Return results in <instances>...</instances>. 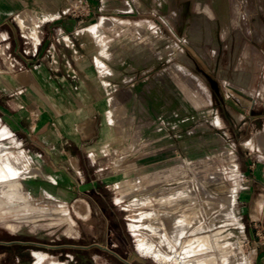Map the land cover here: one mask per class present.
Here are the masks:
<instances>
[{"label": "rangeland", "instance_id": "rangeland-1", "mask_svg": "<svg viewBox=\"0 0 264 264\" xmlns=\"http://www.w3.org/2000/svg\"><path fill=\"white\" fill-rule=\"evenodd\" d=\"M262 32L264 0H0V74L35 73L39 96L30 156L0 140L36 210L0 212V264H188L182 243L221 229L248 264L264 240ZM180 211L206 231L173 236Z\"/></svg>", "mask_w": 264, "mask_h": 264}, {"label": "bare ground", "instance_id": "bare-ground-1", "mask_svg": "<svg viewBox=\"0 0 264 264\" xmlns=\"http://www.w3.org/2000/svg\"><path fill=\"white\" fill-rule=\"evenodd\" d=\"M233 90H234V95L238 97L242 102H246L249 104L252 103V99L254 97L252 93L244 89L243 90L233 89ZM6 170H9L12 173V175H14L15 177L19 175V170L16 165V157L14 156V154L8 153L6 151H1L0 153V212L3 215H9V214L21 212V213L26 214V216L17 217V220L27 221L30 218L29 212H34L36 210H34V207L29 203L28 199L21 196L20 188H23V186H20L19 184L18 178L20 177L11 179L8 176H5ZM49 178L52 179V177H49ZM208 207L210 208V206ZM192 214L193 215H185L184 212L180 211L179 213L173 216V220H174L173 230H172V233L174 234L173 236H179V235L183 236L184 234L187 235L188 232L192 233V229L194 231L197 230L198 232L203 231V230L206 231V225H204L205 221L202 218V216L199 213H196V214L192 213ZM31 218H34V217H31ZM64 218L69 219V217L66 214L64 215ZM235 221L240 229L239 231H242L243 227L241 226L239 221L238 220H235ZM15 227L16 226L14 224L9 225V228L11 230H14ZM154 231H157V230H154ZM236 237L237 236H235L234 231L229 232L227 230L221 229L216 233L214 232L213 234H204L201 236L194 235L193 238H190L188 240L186 239L182 243L183 244L182 246L184 248V255L186 256V260H189L187 263L188 264H237V262L235 261V250H234ZM176 240L177 239H175V242ZM148 243H146L147 246H152V244H148ZM171 245H173V243ZM170 252L168 251V253ZM174 252H175V249H174ZM163 256L166 259L167 258L171 259V255L169 254H166V255L163 254Z\"/></svg>", "mask_w": 264, "mask_h": 264}, {"label": "crops", "instance_id": "crops-1", "mask_svg": "<svg viewBox=\"0 0 264 264\" xmlns=\"http://www.w3.org/2000/svg\"><path fill=\"white\" fill-rule=\"evenodd\" d=\"M21 20L23 19L21 18ZM261 27L263 28V26ZM64 28L62 22L57 23L55 27L48 26L49 31L50 29H53L56 33H63ZM43 29L45 30V27ZM259 29H261L260 26ZM75 30H77V27H75ZM45 33L46 31H42V35H39V37L45 38L46 36H43ZM257 39L261 42L264 39V34L258 35ZM33 49L34 48H31V51ZM35 75V73L30 74L29 70L22 71V73L16 75L0 74V132L1 135L3 131L8 133V135L0 137V140L10 139L12 145L14 141L17 142L18 145H13L14 147L11 148L15 151L23 150L29 156L30 148L28 146L30 145V128L28 125H30V107L32 106L30 98L38 99L39 97L34 86ZM8 94L15 95L8 99V101L3 100V96ZM4 121H7L5 126H3ZM19 131H24L25 135H23V139L15 138ZM255 138L256 136L252 139L255 141ZM46 139L45 133L41 136L40 141L44 143ZM261 183L264 184L263 182ZM242 185L248 186L252 184L251 182L246 181ZM261 233L262 232L259 231L257 235L252 237V241L248 244L245 250L248 264H264V240L261 241L256 239L257 237L263 238Z\"/></svg>", "mask_w": 264, "mask_h": 264}]
</instances>
